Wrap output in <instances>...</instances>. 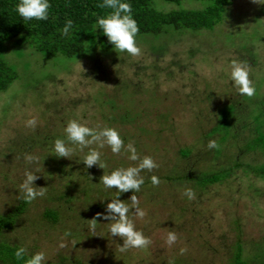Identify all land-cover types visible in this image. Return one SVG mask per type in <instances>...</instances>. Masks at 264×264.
Instances as JSON below:
<instances>
[{"label": "rangeland", "instance_id": "obj_1", "mask_svg": "<svg viewBox=\"0 0 264 264\" xmlns=\"http://www.w3.org/2000/svg\"><path fill=\"white\" fill-rule=\"evenodd\" d=\"M155 2L162 11L204 6L198 0H180V5ZM258 2L231 0L221 21L211 30H170L158 37L145 35L143 41H136L141 48L138 57L114 49L109 53L94 51L73 60L45 59L27 43L5 42L2 55L16 71L17 78L0 92V213L17 201L26 172L40 177L34 181L36 187H46L50 182L57 191L63 189L65 181L60 172L50 177L44 175L54 167V161L65 165L72 178V182H66L71 190L72 185L83 179L79 177L83 172L89 171L87 176L103 186L100 180L103 175L137 166L139 161H131L130 153L122 150L119 155L113 154L108 146L101 149L93 144L80 151L78 145L67 140L64 129L70 121L90 128L117 130L125 146L134 144L141 158L149 156L159 165L151 172L142 171L143 177L163 176L182 160L179 149L184 146H192L206 157L211 139L203 143L199 138L210 130L216 117L220 121L229 113L225 107L230 99L241 101V120L250 129H244L240 138L228 132V127L223 131L221 124L214 125L226 138L223 142L215 139L219 147H224L227 156L234 154L239 160V166L226 178L202 188L160 178L158 186L151 184L122 196L130 207V197L137 196L139 207L147 212L144 219L129 213L136 230L151 239L147 248L121 252L123 240L111 236L112 222L103 218L98 220L96 236L79 240L65 235L59 228L61 224L53 226L41 220L42 211L49 203L46 195L31 202L23 229L9 232L10 238L22 239L32 254L45 253L46 262L64 255L87 264H168L172 256H180L190 264H226L228 247L237 233L247 253L264 251V178L254 170L264 163V152L260 147H247L264 123V0ZM233 61L249 67L256 88L254 97L239 94L230 75ZM110 113L122 119L110 123L105 120ZM33 117L38 121L35 130L25 126ZM49 131L74 149L69 159L55 156L56 139L45 138ZM35 132H42L45 137L39 138L42 142L34 141L27 146L25 141L34 137ZM16 142L28 147L25 148L28 154L38 158L39 168L14 155L10 146L17 145ZM92 149L102 153L105 168L84 165V157ZM222 161L207 156L191 165L193 171L215 172L227 165L219 167ZM40 171L44 173L42 176ZM186 188L195 191V200L183 195ZM83 198L79 194V199L64 205L67 228L74 226L69 218L91 216L82 206ZM80 228L92 233L87 222L77 229ZM99 230L101 238H98ZM169 232L178 236L171 247L166 243ZM61 243L65 247H59ZM181 249L186 251L181 254Z\"/></svg>", "mask_w": 264, "mask_h": 264}, {"label": "trees", "instance_id": "obj_2", "mask_svg": "<svg viewBox=\"0 0 264 264\" xmlns=\"http://www.w3.org/2000/svg\"><path fill=\"white\" fill-rule=\"evenodd\" d=\"M162 1L180 5V0ZM198 1H202L204 6L198 9L180 7L169 11H162L155 5V0H122V2L129 3L132 6V17L139 26L136 41H141L145 35L158 37L170 30H189L193 32L211 30L221 21L225 7L231 4V0ZM48 2L51 5L48 19L42 21H29L21 18L16 11V5L19 3V0H0V92L5 91L17 78L16 71L8 64L2 55V48L7 41L13 40V44L17 45L27 43L31 48L39 52L43 58L54 60L60 57L73 60L81 56L89 55L94 51L100 50L101 52L109 53L114 50V47L108 42L107 37L103 35L102 30L99 29L97 24L99 18L106 17L112 11L111 9L99 7L102 0H48ZM69 19L73 21V28L68 36H64L61 34V29ZM162 51L163 50L160 52ZM226 104L228 105L225 109L229 113L226 114L224 118H221L220 121H218L216 117L215 123L211 126L210 130L203 133L199 138L203 143L210 139L215 140L216 138L217 140L219 139L220 142L226 140L225 134H222L219 128L214 126L216 124H221L222 130L228 127V132L230 131L231 134H236L240 136V138L244 129L247 128V123L244 119L241 120L242 117L239 113L243 111L241 101L230 99ZM232 110V115H230ZM119 117L116 114L110 113L105 120L112 123L122 119ZM263 126L264 123L261 125L260 129L256 130L257 132H255L253 138L248 141L247 147H260L264 152ZM248 130L250 129H246L245 131ZM228 132L226 134H228ZM238 132H240V134ZM46 135L45 137L42 132H35L33 135L34 137L28 138L25 142L27 144L34 143V141H38L40 137L48 138L53 136L55 139H59L57 138L59 136H54L51 131L46 133ZM217 140L215 141L219 145L220 143ZM40 142L42 141L39 140L37 143ZM16 143L17 145H15V143H13V145L11 144L10 150L14 155L17 154L19 157L24 158V156L28 154L25 148L28 147H23L22 144H19L20 142ZM26 143L24 144L26 145ZM27 146L30 145L28 144ZM206 151V157H211V160L222 158L223 161L220 163L219 167L224 164L227 165L220 167L219 170L215 172L212 170L193 171L191 164L194 161L196 162L206 157L202 155L200 151H194L192 146H184L179 149L180 159L182 160L168 168L165 174L158 178L171 183L189 182L196 188H202L209 182L226 178L227 175H230L235 166H239L237 156L234 154L227 156L224 147L222 149L219 147L218 149L212 150L207 148ZM51 160L54 161V159ZM206 163L209 165L210 162ZM33 164L39 168L37 161H34ZM53 164H55L54 167L49 169V171L47 170L46 174L40 171L41 176L44 174L50 177V175L58 171L63 176L62 178L65 184L62 185L63 189H58L57 191L56 188L47 181L49 184L47 183L45 195L49 203L47 206L45 205L42 211L41 220L53 226L61 224L59 226L61 231L79 240L91 237L93 235L92 233H86L84 230L85 228L77 229L78 226L82 225L84 227L85 222L90 224L89 220L93 219L98 212L106 214L107 204L116 198L123 201L122 196L125 193H119L116 189L106 190L103 186H100L95 178L92 179L87 176L89 171L79 174V177L81 175L83 179L72 185L73 190L76 188L73 191L71 190L72 187L69 188L66 184V182H72V178L68 175L69 172L64 168L65 165L59 161H54ZM254 170L264 178V163L257 165ZM151 177L152 175L143 177L144 184L141 186V189H146L151 186ZM73 180L77 181L75 178H73ZM79 194H83L82 206L84 205V209L91 212V216H76L69 218V221H73L74 223V226L70 229L66 227V223L64 224L66 219L64 217V211H66L64 205L75 199H79ZM30 204L31 203L25 202L22 199V194H20L15 203L0 213V264H25V261L32 255L30 247L25 245L22 239H12L8 235L9 232H14L24 227L23 219L28 215L27 212L29 211ZM98 220L99 218H97V226L99 224ZM99 232L100 235L98 238H101L102 232L100 230ZM20 247H24L27 253L23 259L17 260L14 257V253ZM228 248L229 253L226 256V264H264V251H257L253 255L247 253L244 243L238 233L236 234L234 242ZM46 264L87 263L79 258L68 259L64 255H58L55 260L46 262ZM168 264L190 263L180 256H172Z\"/></svg>", "mask_w": 264, "mask_h": 264}, {"label": "clouds", "instance_id": "obj_3", "mask_svg": "<svg viewBox=\"0 0 264 264\" xmlns=\"http://www.w3.org/2000/svg\"><path fill=\"white\" fill-rule=\"evenodd\" d=\"M254 3H259L258 0H253ZM51 5L48 0H19L16 5L18 15L24 20H47ZM101 8L111 9L112 11L106 16L98 19L97 24L102 30L103 35L107 37L108 42L114 47L115 52H127L130 56L138 57L141 55V48L137 45L136 36L139 32V26L132 17V6L122 0H102L99 5ZM73 28V21L67 20L64 27L61 29V34L68 36ZM231 80L237 87L239 94L252 98L256 95V88L250 79L249 67L243 62L233 61L231 65ZM38 121L35 117L27 120L25 126L35 130ZM67 140L74 145H78L80 151L89 148L91 145H98L99 148L105 146L110 147L113 154H121L122 150L130 153L131 161H139L137 166L120 168L111 172L110 175H103L101 182L106 190L116 189L119 193L139 192L144 184V178L141 176L142 171L151 172L159 167V165L149 156L141 158L136 151L134 144L129 143L125 146L119 132L113 128H90L73 120L70 121L64 129ZM209 150L218 149L219 145L215 140H210L207 144ZM54 151L56 157L67 158L73 155L74 149L67 146L64 140L56 139L54 142ZM102 153L96 149H92L84 157L83 163L87 168L98 166L103 169L106 164L101 162ZM25 161L29 164L36 161L38 158L30 154H26ZM35 173L26 172L23 182L20 184V192L22 199L31 203L38 197H44L46 187H36L34 181L39 179ZM153 186H158L160 180L156 176L151 177ZM189 200H195L196 193L191 188H186L183 193ZM131 207L116 198L111 200L106 206V214L96 213L95 217L90 221L89 230L95 235L97 226V218L111 221L109 232L112 237H118L123 240V245L120 246V251L125 252L131 248L144 249L151 245L152 241L146 237L141 231L136 230L135 224L129 218V213L139 219H144L147 212L139 207V199L137 196L130 197ZM134 209V212L130 211ZM65 235H69L66 233ZM178 240L175 232H169L166 237V243L169 247L173 246ZM59 247H65L61 243ZM186 249H181L183 254ZM27 250L24 247L18 248L14 257L21 260L25 257ZM47 257L43 252L32 254L25 264H46Z\"/></svg>", "mask_w": 264, "mask_h": 264}]
</instances>
